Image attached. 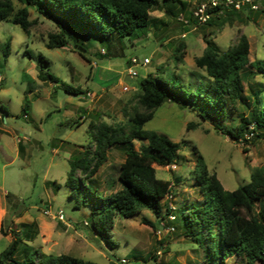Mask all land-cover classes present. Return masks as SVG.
<instances>
[{"label":"rangeland","instance_id":"1","mask_svg":"<svg viewBox=\"0 0 264 264\" xmlns=\"http://www.w3.org/2000/svg\"><path fill=\"white\" fill-rule=\"evenodd\" d=\"M14 1L16 8L21 6ZM181 2L171 3L176 10L171 14L163 0H158L151 12L149 29L134 43L124 39V50L116 42L109 48L96 37L87 38L84 54L90 60L82 57L72 44L48 47L50 34L60 29L55 20L42 16L34 7L30 9L33 25L29 33L10 20L0 22V252L10 245L22 223L35 221L39 233L29 244L46 253H67L100 264L110 260L119 264H207L203 249L184 236L180 223L177 230L170 231L168 227L175 224L169 219L157 220L148 209L132 217L119 215L113 228L117 246L113 247L91 229L89 207H75L83 195L76 191L73 196V189L67 184L70 158L83 147L95 144L91 120L125 121L123 109L133 110L140 80L161 65L181 72L188 82L191 73H201L195 58L206 46L205 33L212 32L210 37L222 51L244 33L250 42V60L264 58V0H257L258 9L224 12L214 18L212 25L203 27L184 24L180 18H186L182 13L193 10L199 0ZM6 42H10L11 51L3 63ZM182 43L184 58L176 63L174 53ZM41 54L49 61L47 66H41ZM133 55L141 62L150 57V62L136 66L139 75L125 81L121 77ZM40 71L53 73L58 80L44 81L39 77ZM244 77L246 102L234 103L228 98L225 119L215 115L204 119L200 115L204 109L167 101L145 125L174 141H185L180 151L182 161L164 166L154 164L157 176L170 180L177 191L176 196H168L169 206L191 205L202 197L191 173L196 161L194 145L203 154L210 172H215L228 190L250 182L253 169L264 167V138L252 142L253 135L247 132L248 142L236 140L215 127V123H220L236 130L242 114L250 118L255 106H263V95L256 105L254 93L264 84V78L247 73ZM125 84L127 90L123 89ZM88 91L92 98L87 96ZM208 92L214 95V88L210 87ZM147 144V140H134L137 150ZM124 159L125 146L112 147L97 174L87 179V185L103 193L121 188L118 176ZM60 209L64 219L55 216ZM144 217L157 228L145 222ZM28 251L23 245L15 258H23ZM225 263L248 264L237 256L228 257ZM210 264L224 263L220 259Z\"/></svg>","mask_w":264,"mask_h":264},{"label":"trees","instance_id":"2","mask_svg":"<svg viewBox=\"0 0 264 264\" xmlns=\"http://www.w3.org/2000/svg\"><path fill=\"white\" fill-rule=\"evenodd\" d=\"M16 1L21 5L18 8L14 0H0V22L10 20L29 33L33 25L30 9L34 7L42 16L55 20L60 29L59 32L50 34L48 47H66L72 44L88 60L90 58L84 54L87 51V38L96 37L109 48L116 42L124 50V39L134 43L149 29L152 23L151 12L158 4V0ZM173 2L182 4L181 0H163L164 7L171 14L176 12L171 8ZM181 9L184 10V4ZM245 9L250 8L237 10L218 6L214 16L205 23L194 19V9L182 14L189 19L191 25L203 27L206 24L212 25L214 18L224 12ZM219 10L222 12L219 13ZM211 34L212 32L204 34L206 46L202 54L195 58L196 65L202 72L191 73L189 82L184 80L181 72L177 73L168 65H161L155 72H149L140 80L134 94L136 102L133 110L124 106L125 121L108 123L91 120L90 130L95 144L83 147L77 155L70 158L67 184L73 189V196L77 194L76 191L83 195L81 199H77L75 207H89L88 223L91 229L113 247L117 246L113 228L119 215L132 217L143 209H148L160 221L174 214L175 220L172 222L176 230L180 223L184 236L203 249L207 264L220 259L226 264V259L231 256L245 259L248 264H255L257 261L264 264V167L253 169L250 182L228 190L217 174L210 172L203 154L194 145L192 151L196 161L191 173L202 197L192 201L191 205L182 203L178 208H173L166 200L170 194L176 196L177 191L170 180L157 176L154 164L164 166L182 161L180 151L185 141H174L154 129L145 128L156 111L167 101L204 109L200 113L204 119L212 115L225 119L228 115V98L234 103L246 102L243 95L244 74L264 78V58L250 60V42L246 34H241L239 40L226 51L220 50L210 37ZM184 47L182 43L176 48V63L183 61ZM10 51L11 44L6 42L2 49L3 63ZM26 52L33 56L31 51ZM40 62L41 66L49 64L42 54ZM249 67H253L255 71ZM39 77L44 81L58 80L53 73L44 71L39 72ZM210 87L214 88V95L208 92ZM71 89L80 92L79 89ZM261 95L264 97V84L254 93L256 105ZM215 127L236 140L248 142L247 132L253 135L252 142L256 138H264V104L260 108L255 106L250 118L242 114L236 130L220 123H215ZM135 139L147 140L148 144L137 150L134 147ZM115 145L125 146V159L120 164L118 176L121 188L110 193L99 192L97 188L92 189L87 185V179L97 174L107 160L108 151ZM78 172L83 176H78ZM143 219L157 228L147 217ZM21 226L10 245L0 252V264H100L67 253H46L35 248L29 242L38 236L37 222L22 223ZM23 245L29 251L23 258H15ZM107 264L119 263L110 260Z\"/></svg>","mask_w":264,"mask_h":264},{"label":"built area","instance_id":"3","mask_svg":"<svg viewBox=\"0 0 264 264\" xmlns=\"http://www.w3.org/2000/svg\"><path fill=\"white\" fill-rule=\"evenodd\" d=\"M233 7L237 10H241L244 7L250 8V9H258V4H257V0H202L199 3H197V5L195 6L194 10H193V17L195 20H197L199 23H205L207 22L209 19H211L215 12V9L218 7ZM222 12V10H219V13ZM181 20L184 22V24L187 25H191L189 19L186 17L184 18L183 16L180 17ZM195 26V25H194ZM196 27V26H195ZM183 37H185V34H183ZM103 52H105L104 49H102ZM150 62V57H145L144 60L141 62L139 57L137 55H133L130 57L129 60V66H128V74L132 77H135L137 75H139L136 66H138L140 63H142L143 65H147ZM126 81V80H125ZM124 90L128 89V86L125 84L123 86ZM87 96L92 98L93 94L92 92L88 91L87 92ZM45 212L47 214H51L49 210H45ZM55 216L59 219H64V212L62 209H60ZM168 219L170 221L175 220V215L174 214H170ZM168 229L170 231H175L176 227L175 225L173 226H169ZM124 262H126V260H123Z\"/></svg>","mask_w":264,"mask_h":264},{"label":"crops","instance_id":"4","mask_svg":"<svg viewBox=\"0 0 264 264\" xmlns=\"http://www.w3.org/2000/svg\"><path fill=\"white\" fill-rule=\"evenodd\" d=\"M123 70H125V67H123L122 70H120V76H122L121 74H122ZM128 75H129L128 72H126L125 74H123V77H121V78H123V79L126 80V81H131V80H133V77H132L131 79H126V77H127Z\"/></svg>","mask_w":264,"mask_h":264},{"label":"water","instance_id":"5","mask_svg":"<svg viewBox=\"0 0 264 264\" xmlns=\"http://www.w3.org/2000/svg\"><path fill=\"white\" fill-rule=\"evenodd\" d=\"M132 78V76H130V75H128L127 77H126V79H131Z\"/></svg>","mask_w":264,"mask_h":264}]
</instances>
